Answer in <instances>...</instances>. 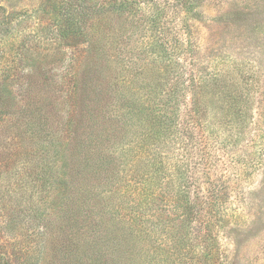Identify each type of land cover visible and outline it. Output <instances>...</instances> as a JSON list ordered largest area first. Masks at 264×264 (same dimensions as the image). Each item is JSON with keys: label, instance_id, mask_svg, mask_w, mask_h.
Wrapping results in <instances>:
<instances>
[{"label": "rangeland", "instance_id": "374dc122", "mask_svg": "<svg viewBox=\"0 0 264 264\" xmlns=\"http://www.w3.org/2000/svg\"><path fill=\"white\" fill-rule=\"evenodd\" d=\"M171 103L180 122L199 108L189 135ZM158 151L168 197L137 163ZM182 214L183 241L160 223ZM87 247L264 264V0H0V264H87Z\"/></svg>", "mask_w": 264, "mask_h": 264}, {"label": "trees", "instance_id": "16d2710c", "mask_svg": "<svg viewBox=\"0 0 264 264\" xmlns=\"http://www.w3.org/2000/svg\"><path fill=\"white\" fill-rule=\"evenodd\" d=\"M239 87L240 86H238V85L235 86V88L236 89L238 88V90H239ZM242 98L246 99L247 97L245 96V93H243V92L241 93L240 92V95L238 97L235 96L234 103H235V105L237 107V115L240 116L241 118H244L246 116V113H247V108H246V105L244 103L245 101L242 100ZM168 106H169V108H168ZM185 109L186 108L184 107V110ZM165 110L169 113V119H170V122H171L170 127L175 130V133L180 132V133H182V135L183 134L189 135L190 132H193L192 130H194V127L196 125H198V121H195V120H190L189 121L190 113H193V115L198 114L199 108H197V107H192L188 111L185 110V116H187V118L183 119L182 122L179 121L180 118H179V120L177 119V116H179V114L177 112V107H176L175 103H171V105L170 104L167 105ZM237 120H238V122H242V119H237ZM233 129L238 132V134H235V136L233 137L234 139H237L238 136H240L239 135L240 133L238 131L239 126L234 127ZM177 135H180V134L177 133ZM184 139L183 138L181 140L180 139H176V141H175L176 147L179 145L178 149L177 148L175 149V150H178V152H180L181 146L184 145V143H185ZM234 143H236V140L234 141ZM173 148H175V146ZM154 157H155L154 161H146L145 157H143V158L139 157V158H137V163H138L139 166H143L145 168L146 175L149 176V178L155 182V184H156L155 189L159 193L158 194L159 197H165L166 196V192H167L166 188L170 189V186H169V184H167V182L165 184H163L162 180H164V178L158 177L159 173H162V175H163V173H165L164 172L165 169H162L164 167H162V165L157 166V164H164V161H162V163H161V161H158L159 157H160V152L159 151L155 153ZM177 161L181 162L180 159H178ZM176 167L179 168L180 165L179 166L175 165V168ZM176 188H177V190L178 189L181 190V188H182L181 181H179V185H177ZM197 188H201V186H198ZM217 189L218 190H216V193H218L220 191L219 187ZM212 192H213L211 194L212 197H219L218 195L214 194V191H212ZM166 197H168V196H166ZM139 206H140V204H139ZM141 211H143V209ZM161 217H163L164 219L161 220L160 223L163 226L170 227V229H172V231L174 232L175 236L177 235V236L180 237V235H181L182 236L181 241H183L184 238H186V239L189 238L188 226L190 227L193 224V221H195V220L192 219V217H189V216L184 215V214L180 215L179 217L178 216H175V217H167V216L164 217V216H161ZM119 218H121L120 222H121V226H122L123 230H122V233L120 235V238H118V239L115 238V240H118V243H121V245L123 247L121 254L125 258H127V252L129 251V248L127 247L126 243L127 242H131V239H130L131 236L130 235L133 234L134 233L133 231H136V229H137V227H136V225H137V217L135 216L133 218H128L129 221L124 220L125 219L124 217H119ZM135 218H136V220H135ZM99 221H101V220H99ZM95 226H96L95 223L90 224L91 228H94ZM135 236L144 238L146 235L137 233V234H135ZM89 237H90V240L93 241L94 238H95V235L92 234ZM110 239H113V238L110 237ZM83 254L87 258V261H88L87 264H109V261H110L109 258H106L107 256H105L104 254L102 255V253L100 252L99 248L87 247ZM83 254H81V255H83ZM78 255H79V253H78ZM81 255H79V256H81ZM94 255H95V259H92L94 257ZM115 256H117V253H115Z\"/></svg>", "mask_w": 264, "mask_h": 264}]
</instances>
